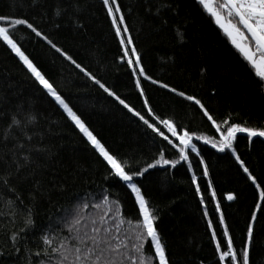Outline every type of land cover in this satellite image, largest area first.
I'll use <instances>...</instances> for the list:
<instances>
[{
	"label": "trees",
	"instance_id": "16d2710c",
	"mask_svg": "<svg viewBox=\"0 0 264 264\" xmlns=\"http://www.w3.org/2000/svg\"><path fill=\"white\" fill-rule=\"evenodd\" d=\"M119 2L149 74L202 97L220 122L229 118L233 122L246 120L249 124L264 122V90L256 86L254 74L246 62L198 0H164L170 7L158 14L148 9H154L159 0ZM67 4L69 0H60L59 6ZM57 6L58 0H37L35 5L31 0H0V14L26 16L34 20L74 59L126 102L146 113L131 70L125 61L118 59L122 53L101 0H80L82 11L76 15L82 26L73 23L71 7L63 15L56 16ZM178 32H182L183 39L178 37ZM16 35L26 54L110 150L128 158L133 165L139 162V167H143L144 162L150 163L160 147L166 144H162L161 137L147 129L46 42H37L38 38L27 30H17ZM201 68L205 69L204 73H201ZM143 84L158 116L172 118L180 127L197 134L219 139V134L198 107L190 106L191 102L160 86L147 81ZM18 107L36 115L38 122L29 131L41 133L42 142L49 149L47 154L36 156L35 162L21 169L12 180L23 204L33 207V219L39 228H46L50 217L54 218L62 206L73 205L77 194L83 196L86 191H99L101 187L110 189L113 199H120L122 211L128 218L137 216L134 199L121 184L106 180L105 166L98 154L63 110L35 82L15 54L0 45V135ZM154 122L166 132L158 121ZM13 132L17 136L22 135L16 129ZM39 139L40 136H36L33 142ZM193 142L205 157L221 211L239 249L247 218L255 203L254 186H249L250 182L238 169L230 151L218 152L195 138ZM13 143L11 137L6 144L0 141V154L7 153ZM235 146L253 174L264 180V140L254 138L249 145L246 136L240 134ZM178 155L175 149L170 148L167 158L178 159ZM190 155L206 200L204 206L200 204V197L191 182L192 174L182 161L175 167L157 166L139 179L145 195L156 209L158 228L166 242L171 264H214L218 256L204 217L205 208L225 250L227 239L223 237L207 179L202 177V168L198 167L199 157ZM9 163L10 156L0 159V175ZM37 180L40 182L39 190L34 187ZM229 191L236 195L233 201L227 200ZM13 198L6 190L0 189V249L6 252H11L5 242L7 233L22 226L23 210L12 207L10 200ZM10 211L16 213L15 220L9 215ZM33 236L38 238L39 232ZM31 247L35 251V241ZM0 264H17V257L0 255ZM250 264H264V214L256 224Z\"/></svg>",
	"mask_w": 264,
	"mask_h": 264
},
{
	"label": "snow or ice",
	"instance_id": "6c2138e0",
	"mask_svg": "<svg viewBox=\"0 0 264 264\" xmlns=\"http://www.w3.org/2000/svg\"><path fill=\"white\" fill-rule=\"evenodd\" d=\"M31 2L35 5L37 0H31ZM59 4L60 0H58L57 9L54 12L56 16L63 15L68 7H71L73 23L82 26L79 16L76 15L82 11L80 0H69V4L64 7H60ZM198 4L210 15L211 20L239 52L249 70L254 74L256 86L264 90V0H198ZM101 5L107 18L111 21L115 39L119 43L122 54L118 56V59L125 61L128 69L131 70L130 74L135 89L138 90V94L143 100V108L146 109V113H142L126 102L93 72L74 59L68 51L59 46L34 20L26 16L0 14V45L6 46L11 53L15 54V57L22 62L35 82L63 110L67 119L75 125V128L98 154L105 166L106 180L121 184L128 195L134 199L135 206L138 208L137 216L132 219L128 218L122 211L120 199H113L111 190L101 187L99 191H86L83 196L77 194L73 205L62 206L55 213L54 218L50 217L46 228H39L33 219V207H26L23 204L12 180L21 169L32 165L36 156L47 154L49 149L47 145L43 144L41 133L29 131V128L34 127L38 122L36 115L30 110L18 107L17 111L11 114L8 124L3 129V134L0 135V141L5 144L10 137L14 140L9 151L0 154V159H4L5 155L10 156L8 168L0 175V189L6 190L14 197L10 203L13 208L20 207L23 210V218L22 226L18 229L14 227L6 235L5 242L11 252L0 249V255H15L17 264H171L166 242L158 228L156 209L145 195L139 178L157 166L175 167L182 161L187 165L188 172L192 174L191 182L195 186L196 195L200 197V204L204 206L206 200L194 170L193 157L190 155L192 153L199 157L198 167L202 168V177L207 179L211 199L216 205L215 212L219 214V224L223 228V237L227 239L225 250L217 238L214 223L209 218L210 213L205 208L204 217L207 219V228L211 232V240L218 256V261H214V264H250V249L254 240L256 224L260 222L261 214H264V180H260L253 174L235 146V142L240 134L246 136L249 145L254 141V138L264 140V122L249 124L246 120L233 122L231 118L220 122L206 106L202 97L190 94L186 90H181L149 74L143 64L142 52L136 46L131 35L119 0H101ZM167 7L170 5L166 4L164 0H159L154 9L150 7L148 10H154L158 14ZM17 30H27L30 34H34L35 38H38L37 42H46L51 49L63 56L95 85L113 97L124 109L138 118L143 125L147 126V129H151L156 136L161 137L162 144L163 142L166 144L160 147L158 154L151 162L145 161L143 167H139V162L133 165L128 158L121 157L118 153L110 150L70 106V102L66 100L54 83L26 54L22 42L17 38ZM177 35L183 39L182 32H178ZM200 71L204 73L205 69L201 68ZM143 81L160 86L185 101L191 102L190 106L198 107L202 116L207 118V121L219 134V139L197 134L195 131L180 127L172 118L158 116L151 105ZM214 91L215 89H213ZM154 121H158L159 125L166 129V132ZM13 129L20 131L22 135L17 136ZM36 136H40V139L34 143L33 140ZM193 138L198 141L202 140L206 145H211L218 152L230 151L238 169L250 182L249 186H254L255 203L247 218L246 231L242 236V247L239 249L234 244L225 215L221 211L205 157L201 154V149L197 147V144L193 142ZM153 139L155 142V138ZM170 148L178 152V159L167 158ZM5 162L8 163V161ZM137 167L138 170H135ZM34 187L39 190L40 182L38 180ZM226 196L228 201H233L236 198V195L231 191L227 192ZM9 215L15 220L16 213L14 211H10ZM36 232H39L38 238L33 236V233ZM33 241L36 242L35 251L31 247Z\"/></svg>",
	"mask_w": 264,
	"mask_h": 264
}]
</instances>
